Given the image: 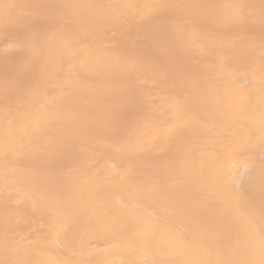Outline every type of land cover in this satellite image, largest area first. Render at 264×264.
Listing matches in <instances>:
<instances>
[{
  "label": "bare ground",
  "instance_id": "6f19581e",
  "mask_svg": "<svg viewBox=\"0 0 264 264\" xmlns=\"http://www.w3.org/2000/svg\"><path fill=\"white\" fill-rule=\"evenodd\" d=\"M4 3L19 7L12 9L6 24L0 21V241L5 200H9L8 215L17 239L30 233L33 239L47 234L50 224L47 212L30 203H17L15 192L5 188L6 166L17 175L39 170L53 184L59 180L60 195L86 208L89 215L105 212L113 216L124 213L119 202L131 198L133 185L150 180L173 164L176 178L161 179L162 190L138 203L142 212L163 215L166 224L162 227L173 235L183 233L187 237L183 245L160 234L148 237L145 229L128 217L117 227L122 235L133 239L131 248L117 246L115 241L108 244L104 237L89 234L86 239L91 244L78 248L72 258L79 264L214 261L225 250L226 241L218 228L225 211L232 220L228 233L236 246V258H243L244 213L251 198L258 210L259 192L247 184H233L230 178L248 158L255 162L258 173L264 151L262 0H0ZM69 3L130 4L136 8L127 10L126 24L87 25L77 16L60 15L57 6ZM152 3L200 7L176 10L178 18L169 25V40L150 45L136 25L149 11L143 6ZM33 4L47 7H24ZM237 4L251 6L253 15L241 23L220 22L231 20L236 12L231 6ZM29 11L35 14L29 16ZM33 25L47 32L46 63L42 61L36 70L25 65L15 51L5 57L7 43ZM133 50L146 64L162 68L166 78L152 71L126 72L123 58ZM6 78L10 80L7 98ZM69 80L76 85L75 90L67 87ZM129 86L138 101L132 110L116 94ZM177 104L182 112L179 120ZM113 107L127 114L125 136L113 139L100 134L82 140L74 147L71 159L35 149L36 137L31 130L37 123L42 135H54L60 130L61 118L71 110L106 111ZM9 121L11 132L6 137ZM171 124H179L178 147L169 149L162 139L156 147H132L145 127L158 129ZM21 129L28 130L22 141ZM177 205L186 211H172ZM21 258L31 264L47 259L35 250L21 254Z\"/></svg>",
  "mask_w": 264,
  "mask_h": 264
},
{
  "label": "snow or ice",
  "instance_id": "6c2138e0",
  "mask_svg": "<svg viewBox=\"0 0 264 264\" xmlns=\"http://www.w3.org/2000/svg\"><path fill=\"white\" fill-rule=\"evenodd\" d=\"M19 6L13 4H0V21L5 24L11 19V11ZM29 10H42L45 5L33 4L24 6ZM61 16H77L82 24L102 26L110 25L113 22L126 24L128 22L129 9H135L136 5L130 4H62L57 6ZM143 7L149 11L141 16L140 22L136 25L138 30H143V39L150 45H159L169 40V25L173 19H177L176 10H188L200 7L194 4H166L152 3ZM236 12L232 16L231 22L241 23L246 16L253 15L251 6L232 5ZM247 9V11H246ZM35 14L29 11L27 15ZM261 22L264 24V0L261 3ZM47 32L38 25L30 26L19 36L13 37L5 48V57L11 51H15L22 57L23 63L33 70L41 67L42 61L46 63L47 53ZM262 59H264V43L261 45ZM123 66L130 74H140L144 71H152L160 78H166V72L155 65H148L136 53L135 50L123 58ZM10 80H5V92L10 91ZM67 87L75 90L76 85L69 80ZM117 95L123 98V104L128 110L138 106L135 90L129 86L126 90H117ZM176 117L179 120L182 112L180 106L175 105ZM12 121H9L6 137L11 132ZM20 140L28 136L27 129H21ZM32 136L36 137L35 149L48 155L60 154L68 159L74 157V147L82 140L95 138L100 134L106 137L119 139L126 135L128 131V117L125 112L118 111L115 107L106 111L89 110L87 108L74 109L61 118V127L54 135H42L40 124L32 128ZM180 138L179 124H171L167 127L148 128L137 139V144L132 145L145 148L148 145L157 146V141L163 140L169 149L178 147ZM29 145H33V140L29 137ZM121 147V145H113ZM261 146L264 148V125L261 129ZM129 147V145H123ZM9 149V143L5 140V154ZM233 167H236L234 164ZM176 167L169 164L162 173H156L150 180L133 185L132 196L128 200H121L120 207L124 209L122 215L109 216L105 212L93 213L89 215L86 208L78 206L70 199L60 195V181L55 184L41 171L17 175L15 170L9 171L6 166L3 173L5 188L9 192H15L18 197L17 203L31 204L34 208L44 210L49 214L50 224L47 234L38 235L33 239L32 234L21 236L19 239L13 234L15 225L8 215L7 205L9 200L4 201L5 218L3 225V239L0 241V249L4 258L0 259V264H31L30 261L21 258V254L27 255L35 250L37 254L44 255L47 259L38 261L37 264H79L72 257L76 250L85 244H91L86 238L92 236L104 237V242L122 245L131 248L133 239L122 235V229L118 228L121 220L131 217L145 229L148 237H155L160 234L169 241L178 245H183L187 237L181 233L173 235L167 228L163 215L140 209L139 201L144 197L156 196L162 190L161 179L172 181L176 178ZM233 184L243 187L245 184L257 189L259 192V208L257 210L254 198L249 199L245 209L246 239L242 249L243 258H236V246L231 242L228 229L232 223L227 211L219 218L218 228L220 235L225 239V250L221 253V258L214 261L193 260L189 264H264V151L261 152L259 162V172H256L255 162L248 158L239 165L238 171L234 172L230 178ZM167 211V209H165ZM172 211H186L182 206H173ZM51 242V243H49ZM193 247L195 244L193 243ZM120 264H138L136 261H121ZM143 264H155L154 261L145 260Z\"/></svg>",
  "mask_w": 264,
  "mask_h": 264
}]
</instances>
